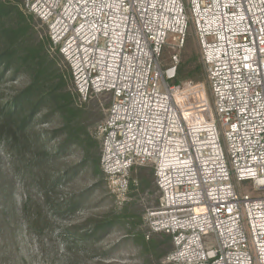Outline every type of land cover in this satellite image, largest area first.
<instances>
[{
	"label": "built area",
	"instance_id": "obj_1",
	"mask_svg": "<svg viewBox=\"0 0 264 264\" xmlns=\"http://www.w3.org/2000/svg\"><path fill=\"white\" fill-rule=\"evenodd\" d=\"M24 7L46 25L81 100L109 96L99 166L116 202L128 199L133 167L152 169L158 199L143 219L149 233L170 237L165 262L264 264V0ZM189 24L206 82L169 84ZM165 45L174 53L162 69Z\"/></svg>",
	"mask_w": 264,
	"mask_h": 264
},
{
	"label": "rangeland",
	"instance_id": "obj_2",
	"mask_svg": "<svg viewBox=\"0 0 264 264\" xmlns=\"http://www.w3.org/2000/svg\"><path fill=\"white\" fill-rule=\"evenodd\" d=\"M1 21L16 23L13 17ZM30 27L28 44L46 39V25L35 16ZM43 49L47 59L58 57L60 65L66 64L51 43ZM173 53L170 45L164 46L159 60L162 69L170 65ZM178 54L176 75L168 83L205 81L190 24L187 42ZM24 83L11 72L0 75V108ZM108 104V95L85 101L78 94L73 96L71 108L82 113L70 126L77 129L81 144L69 139L61 121L51 116L47 120L43 113L27 123L25 133L0 129V264H167L170 237L149 233L143 219L158 199L154 182L143 191L130 190L128 199L119 204L109 193L99 164L94 166L101 144L98 126ZM142 168L152 172L148 166H139L134 173ZM233 183L238 192L254 193L248 181ZM98 220L112 223L97 237L84 239L83 234L91 233ZM152 240L157 245L154 249L149 245Z\"/></svg>",
	"mask_w": 264,
	"mask_h": 264
},
{
	"label": "trees",
	"instance_id": "obj_3",
	"mask_svg": "<svg viewBox=\"0 0 264 264\" xmlns=\"http://www.w3.org/2000/svg\"><path fill=\"white\" fill-rule=\"evenodd\" d=\"M11 17L15 18V24L1 21L2 18ZM32 23L33 15L25 9L24 0H0V75L8 71L25 80L24 85L19 90L15 89L1 106L0 129L25 133L27 123L36 114L43 113L47 120L51 116L61 121L62 129H65L69 139L81 144L77 129L70 126L74 118L82 113L80 109L71 108L73 96L77 93L73 87L70 68L66 61V64L60 65L58 57L47 59L43 54L44 44L50 43L48 36L44 40H33L28 44L30 36L27 35L30 34ZM22 44H25L23 48ZM70 87L74 89L73 92ZM90 143L88 142L89 145ZM98 164L99 157H96L94 166L98 167ZM135 168L130 171V190L136 188L143 191L149 188L153 182V172L142 168L135 174ZM68 207L73 210L72 204ZM100 223L98 220L95 229L89 234H83V238L87 240V237H97L98 231L102 232L112 222ZM143 245L145 249L148 247L147 243ZM149 245L152 249L157 247L153 240ZM166 252L167 250L164 251Z\"/></svg>",
	"mask_w": 264,
	"mask_h": 264
}]
</instances>
